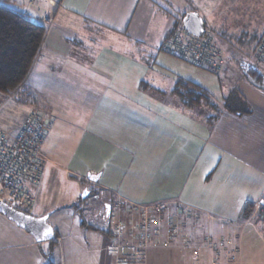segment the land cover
<instances>
[{
  "label": "crops",
  "instance_id": "0c3cea01",
  "mask_svg": "<svg viewBox=\"0 0 264 264\" xmlns=\"http://www.w3.org/2000/svg\"><path fill=\"white\" fill-rule=\"evenodd\" d=\"M35 1L31 10L38 15L50 7ZM52 2L58 7L52 24L44 25L31 70L3 101L0 93V107L11 100L25 116L36 109L53 119L29 213L47 217L53 238L37 243L0 214V264H243L244 241L222 239L229 240L223 233L230 216L252 210L258 216L264 203V87L241 76L234 86L221 85V65V98L235 89L249 113L222 112L207 121L182 106L174 87L187 80L211 93L213 80L159 54L177 20L190 11L205 23L210 11L229 7L252 14L251 23L263 29L264 0ZM25 116L10 131L17 132ZM158 204L174 210L157 216L152 231L168 221L174 240L161 246L166 239L160 230L136 260L131 229L139 216L128 206ZM176 205L185 212H176ZM114 220L129 231L111 247ZM207 238L215 249L206 246Z\"/></svg>",
  "mask_w": 264,
  "mask_h": 264
},
{
  "label": "built area",
  "instance_id": "2783aa9c",
  "mask_svg": "<svg viewBox=\"0 0 264 264\" xmlns=\"http://www.w3.org/2000/svg\"><path fill=\"white\" fill-rule=\"evenodd\" d=\"M35 2V0H29L25 6V11L36 16L42 24L51 25L58 4L52 0H43L50 7L38 15L31 10L32 7H35ZM211 36L212 31L209 27H205L202 37H196L186 32L181 26L172 31L162 42L160 51L194 67L216 73L220 70L219 64L222 55L220 49L210 40ZM256 58L259 61L264 59V36L257 48ZM52 125L53 119L51 117L30 111L17 132L13 133L0 128V201L25 214H29L33 208L34 198L30 188L40 182L46 160L41 151V146ZM176 206L178 212H185L181 206ZM166 208L165 204L128 206V211L139 216L138 221L131 229L135 239L132 245L134 259L140 260L146 249L155 243L154 234H159L160 228L156 227L152 231L151 226L154 219L163 214ZM257 209L264 225V206L258 205ZM111 224L113 240L110 245L115 247L119 240L125 238L129 228L120 220H114ZM167 231L166 240L160 243L163 247H168L174 240L173 229ZM222 241L226 244L230 243L229 240L222 239ZM205 244L211 249L217 247L211 238H207Z\"/></svg>",
  "mask_w": 264,
  "mask_h": 264
},
{
  "label": "rangeland",
  "instance_id": "374dc122",
  "mask_svg": "<svg viewBox=\"0 0 264 264\" xmlns=\"http://www.w3.org/2000/svg\"><path fill=\"white\" fill-rule=\"evenodd\" d=\"M28 1L29 0H17V3L18 4L24 3L26 6ZM18 7L20 8L19 5ZM223 8H224L223 11H219L220 12L219 14H217L218 11H210L209 14H207V16H209L211 20L205 22V27H209L212 31V36L210 40H212L215 46L220 49L222 55L219 67L221 68L222 65V69L224 71L223 74H225V76H223L224 80H220L221 85L223 86L225 85L229 86L231 84L233 85V83L236 81V79H238L239 76H241L243 79L244 78L246 79V74L247 75L250 74L248 72L252 70V68H254L261 75L260 77L261 79L258 80V82L256 81L255 83L264 86V59L263 60L260 59L259 61L256 58L257 44H258L257 39H259L260 36H264V28L263 29L257 28L256 24L254 25L251 23L249 17L252 14L250 13L239 12V11L234 12L232 10L229 12L231 8L229 7H223ZM178 28H180V26L172 29L171 33L172 31ZM159 55L165 57L167 56L174 63L176 62L178 64L189 66L188 67L190 68L189 70L197 71L204 75L207 74L206 76L211 78V80H213V84L215 86L214 92H212L211 89H209L211 92L210 94L215 99L218 100L221 99V95L222 93H224L226 89L223 92H221L222 87H220V85L218 84L217 75L220 73V70H218V72L216 73H212L202 68H198L194 66L191 67V65H187L185 63H182L183 61L180 62L176 59H173L162 52ZM230 56L233 58V60H229ZM223 57L226 58L227 61H222ZM176 63L175 65H177ZM220 78L222 77H219V79ZM3 95L5 94H2L1 101H3L2 99L5 98ZM17 95L18 96L15 97L21 98L19 94ZM30 111L37 112L36 109H31L29 110V112ZM192 111L194 114L198 116H203L204 119L206 118L209 119L210 116L214 115L211 109L203 105L194 108ZM24 116H25V112H23V109L20 108V106L15 105L14 103H12L11 100L9 101L7 100V102H4L0 107V128L3 130L10 131L12 129L11 125L12 124L16 125L17 122ZM207 121H210V119ZM244 205L242 206L243 209L245 207ZM89 207H90V203L86 205V208ZM120 207L124 208V204L121 203ZM166 207L167 208L164 211L165 213L174 210L171 209L172 206L166 205ZM175 211L178 212L176 209ZM170 213L171 212L165 215L171 216ZM252 213L253 210L250 211L248 216H243L240 213L234 216H230L232 220L228 219L230 220L228 221V223L229 224L232 223L230 225L231 227L225 228V232L223 234L226 235V237L229 239L230 242L233 240L237 244L239 243L240 238L241 240L244 241V243H242V245L245 246L243 248L245 249L244 254L242 255L244 260L243 264H264V248H263L264 235L262 233V230L264 229V225L260 219V216L259 215L253 216ZM168 224H169L168 221H166L160 228L161 230L160 236L162 234L164 235L161 237V239H166L168 232L167 230L172 229L171 227L166 226ZM242 245L239 246V250Z\"/></svg>",
  "mask_w": 264,
  "mask_h": 264
},
{
  "label": "trees",
  "instance_id": "16d2710c",
  "mask_svg": "<svg viewBox=\"0 0 264 264\" xmlns=\"http://www.w3.org/2000/svg\"><path fill=\"white\" fill-rule=\"evenodd\" d=\"M24 9L11 0H0V93L5 95L14 93L23 84L46 34V28L40 20ZM177 22L181 27L180 19ZM262 37L257 39V48ZM248 73H245L246 78L254 82L261 79L260 73L254 68ZM174 93L187 110L201 105L211 109L214 115L209 117L210 121L222 112L240 116L249 113L246 101L235 89L218 100L203 87L191 81L178 80Z\"/></svg>",
  "mask_w": 264,
  "mask_h": 264
},
{
  "label": "water",
  "instance_id": "95a60500",
  "mask_svg": "<svg viewBox=\"0 0 264 264\" xmlns=\"http://www.w3.org/2000/svg\"><path fill=\"white\" fill-rule=\"evenodd\" d=\"M182 27L191 35L202 37L205 32V23L202 17L193 11L187 12L181 19ZM264 87V86H262ZM91 179V178H90ZM95 179V177H92ZM264 206V203H261ZM0 214L14 222L25 232L31 234L37 243L48 242L53 238V229L47 223V217H34L18 211L0 201Z\"/></svg>",
  "mask_w": 264,
  "mask_h": 264
}]
</instances>
